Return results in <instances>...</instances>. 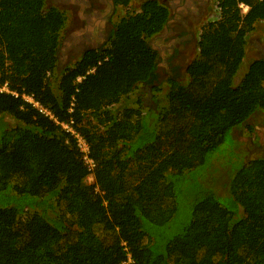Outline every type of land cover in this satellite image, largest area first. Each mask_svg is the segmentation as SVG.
Returning a JSON list of instances; mask_svg holds the SVG:
<instances>
[{
  "label": "trees",
  "instance_id": "trees-1",
  "mask_svg": "<svg viewBox=\"0 0 264 264\" xmlns=\"http://www.w3.org/2000/svg\"><path fill=\"white\" fill-rule=\"evenodd\" d=\"M215 1L219 18L202 30L187 81L168 79L163 107L143 112L138 91H160L149 41L167 21L163 4L145 0L119 19L107 44L54 85L63 13L45 0H0V85L72 120L95 164L87 185L75 140L0 93V116L15 122L0 134V264H264V158L232 163L217 194V149L264 113V61L235 84L264 0ZM130 97L132 106L115 108Z\"/></svg>",
  "mask_w": 264,
  "mask_h": 264
},
{
  "label": "flooded vegetation",
  "instance_id": "flooded-vegetation-1",
  "mask_svg": "<svg viewBox=\"0 0 264 264\" xmlns=\"http://www.w3.org/2000/svg\"><path fill=\"white\" fill-rule=\"evenodd\" d=\"M156 1L167 8L168 17L161 32L149 41V46L156 52L155 73L158 80L165 74L169 75V79H174L173 74L186 73L188 65L181 68L178 64L183 55L190 56L198 26L207 16L209 0ZM49 3L52 5L47 8H57L65 18L60 44L63 54L58 56V62L66 63L77 62L87 51L102 49L109 40L116 16L118 20L122 18H119L118 10L124 9L115 6L114 0H49ZM256 48L253 59L264 61V43ZM260 140L258 147L264 151V133ZM259 149L248 153L257 154ZM256 157L261 156L251 158Z\"/></svg>",
  "mask_w": 264,
  "mask_h": 264
},
{
  "label": "rangeland",
  "instance_id": "rangeland-1",
  "mask_svg": "<svg viewBox=\"0 0 264 264\" xmlns=\"http://www.w3.org/2000/svg\"><path fill=\"white\" fill-rule=\"evenodd\" d=\"M143 0H131L129 6L127 8H120L119 11V18L124 17L127 15H131L133 13H136L139 10L140 4ZM214 0H209V8L207 12V16L201 21L200 25L198 26L197 32H196V38L195 43L193 44V48L191 49L190 56L183 55L182 59H180V65L181 68H185L187 65H189L193 60H195L198 56V41L199 36L202 30L206 27V25L210 22L217 21L219 16L217 14V10L215 9ZM45 5L50 6L52 4L49 3V0H45ZM118 18L116 16L114 20V24L118 23ZM257 42H259L260 45L263 46L264 43V21H260L257 25H255V29L249 34L247 38V45H246V52L247 57L243 61L241 68L235 77V84H238L240 79L242 78L243 74L245 73L249 63H251L254 59L253 53L255 51ZM63 54V51L60 52L59 55L61 56ZM62 60V59H61ZM61 63V67H58L52 77L53 81L52 83L56 85L57 77L64 72L67 68L72 67L74 63H71L70 61L66 63L65 61L58 62ZM172 70V69H171ZM183 71L181 75L173 74L172 77L174 78L176 82L183 84L187 81V75ZM169 75L165 74L161 76V78L158 80V88L160 89L159 92H156L153 94L148 87H143L141 90H139V94L141 95V100L144 104V110L146 111H157L159 107H163L164 104V96L166 93V85L168 83ZM150 92L148 95L147 92ZM125 101H122L121 104L116 105L115 108H118V110L121 109L123 105L132 106V97L129 99H124ZM149 108V109H147ZM1 117V116H0ZM0 134L2 130H4V124H7L8 126L15 125V122L8 116H2L0 118ZM91 119V118H89ZM264 133V113H255L253 116L246 121L241 127L233 129L231 136L234 139L232 140L230 135H227L223 144L217 149V194L223 195L225 194L226 188L225 184L229 182L231 179V170L233 169L232 163H238L240 162L243 164L245 161H248L253 156L260 155L263 157L264 151H261L262 147H258L261 143V138ZM260 148V149H259ZM259 149L258 155L252 154L250 155L248 152L251 150ZM219 152V153H218ZM133 168L134 165H133ZM195 173L192 177H190V187H195L197 183H199L198 177ZM85 182L87 185H89L90 181L85 179ZM186 195V194H185ZM28 212V211H27ZM188 215L189 213H186V207L184 206V203L179 208V215L177 219V225L181 227L182 225L186 224L188 222Z\"/></svg>",
  "mask_w": 264,
  "mask_h": 264
},
{
  "label": "built area",
  "instance_id": "built-area-1",
  "mask_svg": "<svg viewBox=\"0 0 264 264\" xmlns=\"http://www.w3.org/2000/svg\"><path fill=\"white\" fill-rule=\"evenodd\" d=\"M215 9L217 10V14L219 16L220 10L218 7V3L214 0ZM238 7L241 9L242 13H245L247 11V7L243 4H239ZM201 34V33H200ZM95 68H91L86 72V75L94 73ZM84 79V76L78 77L75 81V83H80ZM0 93H9L10 95L14 97H20L25 103L30 105L33 109H35L38 113L41 115L47 117L50 119L53 123L58 125L65 133L69 134L76 142L77 148L79 152L81 153L82 160L84 165L87 167V170L89 172V175L86 177L87 180L90 181V185L94 183V178L92 175V170L94 168V162L89 156V145L87 144L85 138L81 135V133L76 129L74 122L71 120L69 122H59L57 119L51 114L50 111H48L46 108L42 107L34 98L32 95L28 94H20L18 95L16 92L10 91L6 84L0 85ZM95 192L98 193L99 190L97 187H95Z\"/></svg>",
  "mask_w": 264,
  "mask_h": 264
},
{
  "label": "water",
  "instance_id": "water-1",
  "mask_svg": "<svg viewBox=\"0 0 264 264\" xmlns=\"http://www.w3.org/2000/svg\"><path fill=\"white\" fill-rule=\"evenodd\" d=\"M58 56H59V53L57 52V58H58ZM58 59H59V58H58ZM57 67H61V63H58V64H57ZM147 93H148V95L150 94L149 91H148Z\"/></svg>",
  "mask_w": 264,
  "mask_h": 264
}]
</instances>
